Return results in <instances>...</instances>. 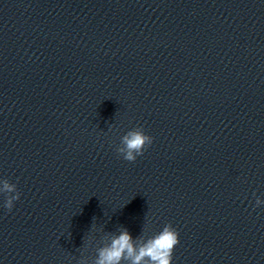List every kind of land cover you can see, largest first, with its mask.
I'll return each mask as SVG.
<instances>
[{"label": "clouds", "instance_id": "clouds-1", "mask_svg": "<svg viewBox=\"0 0 264 264\" xmlns=\"http://www.w3.org/2000/svg\"><path fill=\"white\" fill-rule=\"evenodd\" d=\"M153 137L146 134L142 127L129 130L121 137L120 146L116 152L128 162H135L153 143ZM0 194L5 195L4 207L11 211L14 202L19 200L20 193L16 184L4 179L0 181ZM264 204V200L256 198L254 207ZM94 237L88 239V246L93 244ZM179 243V232L172 224H166L154 235H148L142 230L135 239L123 227L117 232H106L96 242L94 258L89 259L83 254L77 264H172L173 252Z\"/></svg>", "mask_w": 264, "mask_h": 264}]
</instances>
